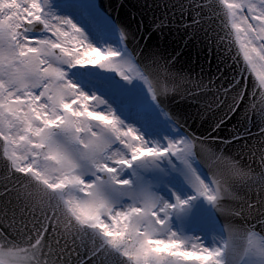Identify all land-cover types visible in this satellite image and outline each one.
Segmentation results:
<instances>
[{
  "label": "snow or ice",
  "instance_id": "1",
  "mask_svg": "<svg viewBox=\"0 0 264 264\" xmlns=\"http://www.w3.org/2000/svg\"><path fill=\"white\" fill-rule=\"evenodd\" d=\"M109 9L0 0V264H264V0Z\"/></svg>",
  "mask_w": 264,
  "mask_h": 264
},
{
  "label": "water",
  "instance_id": "2",
  "mask_svg": "<svg viewBox=\"0 0 264 264\" xmlns=\"http://www.w3.org/2000/svg\"><path fill=\"white\" fill-rule=\"evenodd\" d=\"M121 2V0H96V3L98 6H100L102 9H106V10H111L109 9V5H118ZM140 2H143V0H140ZM124 4H127L129 6H134L137 3V0H123ZM133 10H135L133 8ZM124 11L125 10H120L119 12H113V16H118V17H123L124 16ZM159 15V14H157ZM159 23V19H157L156 17H153L151 14H149L147 17L144 18L143 20V28H142V32H152L153 31V23ZM165 34L171 38L173 36H176V43L179 44L181 47H183V41L179 38V36L177 35V33L175 31L169 33L168 32V25L167 23L165 24ZM159 36L157 33L153 32L152 38L150 42H156L158 41ZM196 71H199V68L196 69ZM251 80V77H250ZM251 120L253 122H255L257 120V117L255 115L254 112L249 113ZM237 121H240L241 124H246L247 121L244 119V117L238 113L236 116L232 117V120L229 121V129L225 130V134L228 133V131L231 129L232 125L235 124ZM249 127H251V130L254 134H256L253 138H257L259 135V129L258 127L254 126V123L252 125H248Z\"/></svg>",
  "mask_w": 264,
  "mask_h": 264
}]
</instances>
